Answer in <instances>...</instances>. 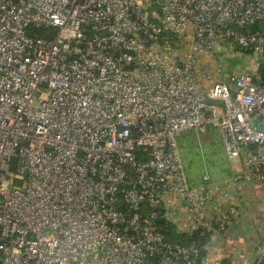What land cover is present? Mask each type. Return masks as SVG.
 Listing matches in <instances>:
<instances>
[{"label": "built area", "instance_id": "built-area-1", "mask_svg": "<svg viewBox=\"0 0 264 264\" xmlns=\"http://www.w3.org/2000/svg\"><path fill=\"white\" fill-rule=\"evenodd\" d=\"M235 47L264 58V0H0V264H211L162 223L232 218L188 183L185 131L264 186V78L204 57Z\"/></svg>", "mask_w": 264, "mask_h": 264}, {"label": "crops", "instance_id": "crops-1", "mask_svg": "<svg viewBox=\"0 0 264 264\" xmlns=\"http://www.w3.org/2000/svg\"><path fill=\"white\" fill-rule=\"evenodd\" d=\"M189 131L184 133L191 135ZM230 162L225 174L216 179L209 176V182L217 187V199L209 204L207 215L232 209V218L225 229L210 226L204 255L211 264H253L264 256V186L253 177L242 157ZM202 183L197 178L194 185Z\"/></svg>", "mask_w": 264, "mask_h": 264}, {"label": "rangeland", "instance_id": "rangeland-1", "mask_svg": "<svg viewBox=\"0 0 264 264\" xmlns=\"http://www.w3.org/2000/svg\"><path fill=\"white\" fill-rule=\"evenodd\" d=\"M241 52L235 47L226 50L225 54L221 55L222 58L221 56L214 58L211 54H207L204 57L213 70L216 71L220 66L224 67V74H217V78L225 76L233 78L234 74L241 70H247L251 73L257 72L260 62L264 63V58L261 57L252 61ZM33 106H38V102ZM190 131L192 132L191 135H188L187 132L182 133L177 139L188 183L193 186L197 178L204 183H208L210 177L211 179H216V176L225 174L227 172L226 168L230 167V161L235 158L230 160L228 157L218 128L214 125H209L205 131L196 129ZM195 135L196 142L192 140ZM206 174L210 176L208 180L203 178ZM46 233L50 234L51 232L48 230Z\"/></svg>", "mask_w": 264, "mask_h": 264}, {"label": "trees", "instance_id": "trees-1", "mask_svg": "<svg viewBox=\"0 0 264 264\" xmlns=\"http://www.w3.org/2000/svg\"><path fill=\"white\" fill-rule=\"evenodd\" d=\"M237 48L240 50L239 47ZM256 71H257L256 75H258L261 78H264V63H260ZM14 168L15 167L13 165L12 169ZM13 185L15 186L16 182H13ZM162 229L165 232L169 240L180 241L184 243L196 242L198 243L199 246H204L207 241L208 233H206L205 235H201L200 231L198 230V231H194L192 234H185V233L179 232L175 224L170 221H164L162 223ZM204 253H205L204 250H202L201 254L204 255Z\"/></svg>", "mask_w": 264, "mask_h": 264}, {"label": "water", "instance_id": "water-1", "mask_svg": "<svg viewBox=\"0 0 264 264\" xmlns=\"http://www.w3.org/2000/svg\"><path fill=\"white\" fill-rule=\"evenodd\" d=\"M260 81H261V80H260ZM207 102L210 103V104H214V105H217V104H218V102H217L215 99L210 98V97H207ZM159 221H160V222H163L164 219H163V218H159Z\"/></svg>", "mask_w": 264, "mask_h": 264}]
</instances>
